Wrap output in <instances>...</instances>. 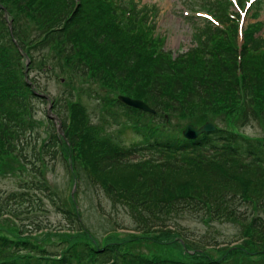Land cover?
Here are the masks:
<instances>
[{
  "label": "trees",
  "instance_id": "1",
  "mask_svg": "<svg viewBox=\"0 0 264 264\" xmlns=\"http://www.w3.org/2000/svg\"><path fill=\"white\" fill-rule=\"evenodd\" d=\"M6 1L0 0V22L2 25L0 27V152L2 153L0 160L9 154L17 153L18 147L15 141L24 137L26 129L31 127L29 125L32 122L30 116L34 108L32 97L38 96L33 86L36 88L41 86L33 77L26 79L23 68L26 58L30 60L29 67L35 66L36 62H39L36 60L38 55L41 62H47L49 69L54 70L58 65L60 68L67 67L82 77L92 78L94 76L99 79L109 76L126 78L141 65L139 64L141 61H144L145 65L149 64V66L141 78L144 80L148 76L152 96L148 100L144 99L155 109V112L145 113L141 110H137V112L154 119L162 114L165 118L169 117L170 110L174 114L180 112V115L181 111L185 110L182 115L186 117L190 112L194 114L191 110L195 106L206 104L212 106L214 103L210 102L208 97L214 94L213 98H209L216 99L219 94L225 93L221 81L225 79L224 74L227 73V81L231 90L236 92L237 99H242L241 105L246 104L247 106L242 109L241 119L245 121L250 111L256 114L254 109L256 106L254 105L255 86L257 83L258 89L262 88L260 80L263 78L259 76L262 74L259 73L262 67L252 61L250 57L251 54L264 50V37L254 34L262 22L257 20L248 23L243 29L244 41L241 45L238 44L241 16L232 8L229 9L231 2L218 0V7L213 6L209 10L217 23L205 18L203 24L197 26L196 29V33L201 37L200 44L191 47L190 51L186 53L180 52L176 57H173L169 51L159 46L160 40L154 38L153 28L147 23L140 26L144 22L133 19L124 22L122 18H118V9L111 0H17L19 4L32 2L33 10L27 15L31 18L41 19L38 21L37 33L33 36L29 35V37H24L22 30L15 24L9 26L5 13L10 8ZM259 2L260 0H256L254 6ZM224 3L226 4L224 5ZM260 8L259 5V11L256 10L255 15L259 14ZM17 10L20 13L23 8ZM80 19L85 21L86 23H84L89 27H85V25L79 28L82 26ZM218 23L221 26L215 25ZM226 23H229L230 27L226 28ZM98 28H101V32H98ZM103 28L106 30L105 32ZM112 30L120 35L123 41H119L115 34L110 32ZM90 36L98 38V42H96L101 45L100 49H107L104 56L98 49L88 50L86 48L85 37L88 39ZM152 44L157 47V50L150 47ZM54 45L60 47L57 56L54 57L57 60L55 63L47 53L48 49ZM63 60L70 62L66 63ZM207 75V79H210L211 83L205 84L201 79L202 76L205 79ZM241 75L242 82H240ZM85 93L101 99L100 94L96 91L88 89ZM167 94L178 96L174 106L170 105L163 97ZM116 107L119 111H107L112 123L115 125L132 123L139 140L132 145L107 140L105 144L109 147V154L102 155L101 159H98V163L101 165L96 168L99 172L119 168L125 162H131V159L135 157H149V161L144 162H153L154 165H162L168 169L174 168V171H181L186 167L198 169V177H207L210 182L218 185L215 193H210L211 191H208L209 188L206 187L203 191H197L194 196L188 192L180 193L176 189L174 192L173 187L170 189L171 182L166 183L165 186H162L161 182L157 186L151 183L147 197L142 199V203L139 202L138 211L133 215L136 221L133 229L148 233L152 229H156L157 222L155 220L160 222L159 216L169 218L179 212H197L199 210L207 214H214L216 217L229 215V217L241 220L250 219L252 226L260 234H264V218L254 212L256 211L254 209L260 208L264 211V190L258 192L260 198L255 202L248 198V196H253L252 194L248 195L245 190H242L244 193L240 195L235 188L236 185L240 188L238 177L246 171L255 173L264 185V136L255 137L232 129L231 126L229 128L217 125L214 131L204 132L195 139H189L185 138L182 132L181 134L179 132L168 133L162 128L155 127L152 125L153 120L151 124L140 122L137 120L138 118L131 116L134 114L131 112H134L135 109L127 106L118 98ZM189 108L191 109L189 110ZM164 109H166L165 112ZM70 110H72L71 114H67L66 118L62 120V130L64 136L69 139L70 147L80 149V155L81 147L85 141L72 127L76 120V110L82 111L83 107L74 103ZM261 117L264 118V109L261 110ZM77 118L81 121L80 124L84 122L90 127L92 126L90 122L82 121L80 116ZM75 125L77 126V124ZM52 129L48 146H58L60 138L57 136L55 128ZM22 157H26V155L24 154ZM220 161H223L225 165H229L228 161L237 162L238 171L230 175L228 172L224 173L215 169L214 166L219 165ZM25 183V188H32L35 192L44 193V191L50 190L48 184L40 179L26 180ZM111 186L107 188L109 193L114 189L113 185ZM256 187L255 183L254 188L256 189ZM23 191L9 193L6 200H15L19 204L31 200L28 198L30 193L25 194ZM149 198L155 201L156 207H160L155 215L149 209L151 207ZM33 202L35 201L33 200ZM236 202L239 205L245 204V208L249 211L237 207ZM133 204L135 205V203ZM209 208L212 213L208 212ZM64 212L68 213L67 217L71 222L75 217L79 223L81 222V219H78L79 212L74 211L72 214L67 209ZM161 229L163 231V228ZM27 232H30L27 228L19 230L21 238L19 241L0 237V264H75L71 261L74 257L78 258L77 264H234L230 263V260L234 256L236 257L234 255L236 247L238 250H245V254H259L258 250H260L261 254L259 255H264V247L259 246L254 240L255 244H250L251 239L247 234L243 235L245 238L243 237L242 244L236 247L218 248L216 255L206 249V243L200 242L199 239L188 237L186 232L180 235L167 228L164 233H171L174 236L178 233L187 249L189 246L191 249H196V246L189 245V242L194 241H198L199 245L204 246H199L197 249L200 248L207 257H203L201 262H188L167 255L162 250L151 249L149 252H136L130 246L131 249L127 248L126 241L123 246L114 245L115 241H112L113 246L109 247L105 245L110 241L102 246L86 240L84 250L74 249L71 251L73 254L68 255L67 251L63 249L60 252H54L45 247H38L24 235ZM77 235L81 234L77 233ZM140 237L142 236L137 235L135 238H131L129 245L137 247L135 244L138 243ZM156 239H159L158 236L151 235L148 242L145 240L146 246L150 247L148 244L154 246V242L157 244ZM213 247L216 249L215 245Z\"/></svg>",
  "mask_w": 264,
  "mask_h": 264
},
{
  "label": "rangeland",
  "instance_id": "2",
  "mask_svg": "<svg viewBox=\"0 0 264 264\" xmlns=\"http://www.w3.org/2000/svg\"><path fill=\"white\" fill-rule=\"evenodd\" d=\"M220 1L222 2V0ZM225 1L231 2L229 9L238 11L242 17L239 19L241 27L238 33V44L241 45L244 41L243 29L253 21L262 22L254 34L264 37V0H260L256 6H254L256 1L253 0H240L239 4L236 0ZM111 2L118 9V18H122L124 22L133 19L144 22L140 26L147 23L152 27L154 38L160 40L159 46L169 51L173 57H176L180 52L186 53L190 51L191 47L200 44L201 37L196 33L197 26L202 25L206 17H211L208 13L211 12L209 10L213 6L218 7V0H111ZM6 3L10 8L5 13L8 23L11 26L15 24L16 27H19L24 37L36 34V29L39 27L38 21L41 19L31 18L27 15L33 10V3L19 4L17 0H7ZM259 5L261 6L260 12L255 15V11H259ZM18 8L21 10L23 8L24 11L19 13ZM239 9H242V14ZM84 22L80 19L82 26L79 28L85 25V27H89ZM215 25L221 26L220 23ZM229 25L226 23V28L230 27ZM0 27H2L1 22ZM100 29L98 28V32H101ZM103 30L106 31L104 28ZM94 31L97 32V30ZM110 32H113L119 41H123L122 37L117 35L114 30ZM85 40L87 44H84L88 50L98 49L102 56L107 53L106 48L100 49L101 45L97 43V37L90 36L88 39L85 37ZM150 47L157 50L153 44ZM59 49L60 47L56 45L48 49L47 53L53 58V63L57 61L54 57L57 56ZM250 58L262 67L259 72L262 73L259 76L263 78L260 80L262 88L258 89L257 83L255 86L254 105L256 106L254 109L256 114L250 111L245 121L241 119L242 109L247 106L246 104L241 105L242 99L236 98V92L231 90L227 81V73H225V79L221 81L225 93L219 94L216 99H210L209 97L213 98L214 94L210 95L208 99L214 103L212 106H207V104L195 106L191 110L194 114L190 112L186 117L182 115L185 110L181 111V115L180 112L174 114L170 110L169 117L165 118L162 114L156 116V120L150 116L154 119L152 125L162 128L168 133L176 134L179 132L181 134L189 123L201 126L210 121L219 126L229 128L231 126L232 129L240 130L247 135L263 137L264 118L261 117V110L264 109V50L251 54ZM93 59L95 58L93 57ZM36 60L39 62H36L35 66L29 67L30 61L26 59L23 71L26 79L35 78L41 87L33 86V89L42 92L43 95L32 97L34 108L30 116L32 122L29 125L31 127L26 129L25 134H23L24 137L15 141L18 147L17 153L9 154L3 160L1 159L2 161L0 160V237L19 241L21 239L19 230L27 228L30 232L24 235L38 247H45L54 252H60L63 249L67 251L66 254L68 255H72L73 252L71 251L74 249L84 250L86 240L102 246L110 241L105 245L109 247L113 246L112 241H115L114 245L122 246L125 245L126 241L127 248H133L132 250L136 252H149L151 249L162 250L167 255L188 262L203 261V257H207V255L202 253L200 248H197L204 246L199 245L198 241H196L197 243L194 241L189 242V245H192L191 247L196 246V249H191L190 246L187 249L178 233L182 235L183 232H186L188 237L191 236L206 243V249L216 255L218 250L224 246L236 247L242 244L244 242L243 237L245 238L244 234L250 237V244H255L253 243L254 240L259 246L264 247V234H260L252 226L250 219L241 220L229 217L226 212L225 217H216V215L209 213L208 215L199 210L197 212H179L169 218L159 216L160 222L154 219L157 225L155 226L156 229H152L151 232L142 233L133 229L136 224L133 215L138 211L139 202L142 203V199L147 197L151 183L157 186L161 182L162 186H165L166 183L171 182L170 189L173 187L174 192L176 190L180 193L188 192L194 196L197 191H203L206 187L209 188L210 193H215L218 186L210 182L207 177H198V169L186 167L181 171H174V168L168 169L162 165H154L153 162H144L149 161V157H135L131 159V162H125L123 166L110 169L107 172L97 170L96 167L101 165L98 163V159H101L102 155L109 154V147L105 144L107 140L126 144L138 140L132 127L126 123L113 124L107 110L119 111L116 107V99L119 95L138 98L145 102V99L148 100L152 97L148 76L144 80L141 78L142 74L147 72L149 64L145 65L146 63L141 61L139 63L141 65L135 71L132 68L133 72L123 79L116 76L99 79L94 76L92 78L82 77L69 68H60L58 65L54 70L49 69L46 61H40L39 55ZM69 62L66 61V63ZM256 76L254 77L257 79ZM202 77L203 83H211V80L207 79L208 75L205 79L204 76ZM242 78L241 75L240 82H242ZM88 89L100 94L101 99L85 93ZM163 97L170 105L174 106L178 96L167 94ZM179 99L181 100V98ZM74 103L83 107L82 111L76 110L75 124L77 126L73 122L72 127L78 136L85 141L81 147L80 155V149L71 148L69 139L62 132L59 133L57 128L58 126L62 128V120L66 118L67 114H71L72 110L70 109ZM132 108L135 111L131 115L145 122L152 121L149 116L145 119L139 117L138 112H136L137 108ZM48 114L51 115L52 119L48 117ZM78 116L81 117L82 121L90 122L92 126L90 127L84 122L80 124L81 121L77 118ZM158 117L160 118L158 119ZM53 127L60 138L58 146H48ZM0 154L2 153L0 152ZM24 154L26 157H22ZM228 163L229 165H225L223 161H220L219 165L214 167L224 173L228 172L230 175L238 171L237 162L228 161ZM38 179L48 184L51 193H49L50 190L41 193L35 192L29 187L25 188L26 180ZM238 183L241 189L237 185L235 188L240 195L244 193L242 190H245L248 195H253L248 196L249 199L255 202L259 200L258 192L264 190V185L255 173L246 171L240 174ZM255 183L256 189L254 188ZM111 185L114 189L113 192L109 193L107 188ZM21 191L25 194L30 193V196H26H29L28 198L31 200L23 204H19L15 200H6L9 193ZM150 202L151 207L149 209L155 215L160 207L155 206L154 200L150 199ZM236 206L249 211L245 208V204L239 205L236 202ZM66 209L72 214L74 211L79 212L78 219L80 218L81 222L79 223L76 217L69 213L75 217H71L73 219L71 222L67 217L68 213L64 212ZM254 210H256L254 211L255 214L264 218V211L261 208ZM208 212L212 213L210 208ZM167 228L178 233L175 234L176 236L171 233H164ZM77 233L81 235L78 236ZM137 235L142 236L135 244L137 247L129 245L131 243L129 240ZM151 235L158 236L159 239L155 240L157 244L154 242V246L147 243L150 246L147 247L145 242L149 241ZM213 245L216 246V249ZM234 252L236 257L234 256L230 263L264 264V255H259L261 254L260 250H258L259 254L250 255L245 254V250H238L236 247ZM71 261L77 264L78 258L74 257Z\"/></svg>",
  "mask_w": 264,
  "mask_h": 264
},
{
  "label": "water",
  "instance_id": "3",
  "mask_svg": "<svg viewBox=\"0 0 264 264\" xmlns=\"http://www.w3.org/2000/svg\"><path fill=\"white\" fill-rule=\"evenodd\" d=\"M119 99L129 106L141 108L145 111H152V108L140 99L132 98L126 95H120ZM215 128V125L211 122H206L199 128H196L193 124H188L183 132L187 138H196L202 132L213 131L215 130Z\"/></svg>",
  "mask_w": 264,
  "mask_h": 264
}]
</instances>
